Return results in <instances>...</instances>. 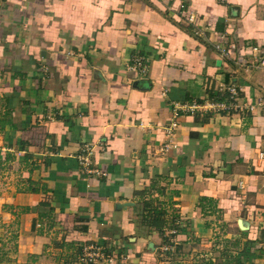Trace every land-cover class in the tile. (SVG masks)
<instances>
[{
  "label": "crops",
  "instance_id": "0c3cea01",
  "mask_svg": "<svg viewBox=\"0 0 264 264\" xmlns=\"http://www.w3.org/2000/svg\"><path fill=\"white\" fill-rule=\"evenodd\" d=\"M263 62L264 0H0V218L19 260L264 264V113L207 110L234 86L264 97Z\"/></svg>",
  "mask_w": 264,
  "mask_h": 264
},
{
  "label": "built area",
  "instance_id": "2783aa9c",
  "mask_svg": "<svg viewBox=\"0 0 264 264\" xmlns=\"http://www.w3.org/2000/svg\"><path fill=\"white\" fill-rule=\"evenodd\" d=\"M219 3H225L227 0H218ZM187 20L190 23H194V18L192 16L187 17ZM197 35H202V32L200 30H197L196 32ZM216 49L218 52L222 55L223 58L229 60L231 57V52L228 51L226 48L223 46H216ZM255 51L257 49H254ZM237 64L242 66L244 64V60L242 58H239V60H236ZM264 65V62L262 63ZM143 67L142 61L138 60L137 68L138 71H140ZM229 92V99L227 102H219V103H207V110L208 111H213L214 113H223L227 115H233V114H241V115H250L254 113H264V97H258L251 103H246L240 102L239 99V92L237 88L231 87L228 89ZM200 105L193 103L192 105H184L182 108H180V111H185V112H190L193 113L195 111L199 112L200 110ZM175 116H178V113H175ZM178 123L174 122L171 124L168 135L170 137H173L176 133V130L178 128ZM257 164L259 168L262 170V174L264 176V149L259 147L257 151ZM83 165L88 166L89 165V158L85 157L82 161ZM237 188L239 192L243 195V200L245 195L247 194V184L244 181H239L237 183ZM165 251L169 250L168 248L164 249ZM115 252H112L110 256L108 257L109 262H112V258H114L113 255H115ZM99 259H105V255L101 253L100 251H86L84 254H82L80 258V262L84 264H96L97 260Z\"/></svg>",
  "mask_w": 264,
  "mask_h": 264
},
{
  "label": "rangeland",
  "instance_id": "374dc122",
  "mask_svg": "<svg viewBox=\"0 0 264 264\" xmlns=\"http://www.w3.org/2000/svg\"><path fill=\"white\" fill-rule=\"evenodd\" d=\"M0 210L2 208L0 207ZM11 209H8L7 206L3 208V211L10 212ZM16 221L15 222H9L5 221L3 222L0 218V264H52L45 261L40 260V258L35 259L29 258L27 261H21L17 257V250H18V235L16 233ZM15 227L13 230L12 228ZM215 244H217L215 242ZM220 245V243H219ZM221 246V245H220ZM222 246H224L222 244ZM178 254V253H177ZM210 260H212V264H218L220 258L217 257L214 253V256H210ZM203 261V258H201ZM206 259V258H205ZM175 260V258H173ZM172 260V261H173ZM223 260V259H222ZM100 260H97V263H99ZM171 261V262H172ZM215 262V263H214ZM224 263V262H223ZM55 264V263H53Z\"/></svg>",
  "mask_w": 264,
  "mask_h": 264
},
{
  "label": "trees",
  "instance_id": "16d2710c",
  "mask_svg": "<svg viewBox=\"0 0 264 264\" xmlns=\"http://www.w3.org/2000/svg\"><path fill=\"white\" fill-rule=\"evenodd\" d=\"M150 223L152 227H157V222L155 220L151 221Z\"/></svg>",
  "mask_w": 264,
  "mask_h": 264
},
{
  "label": "water",
  "instance_id": "95a60500",
  "mask_svg": "<svg viewBox=\"0 0 264 264\" xmlns=\"http://www.w3.org/2000/svg\"><path fill=\"white\" fill-rule=\"evenodd\" d=\"M151 247H153V246L151 245Z\"/></svg>",
  "mask_w": 264,
  "mask_h": 264
}]
</instances>
